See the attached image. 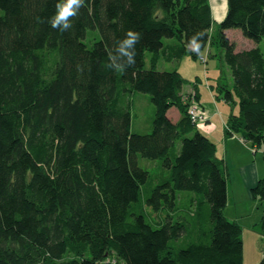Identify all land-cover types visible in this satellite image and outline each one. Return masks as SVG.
<instances>
[{"label": "trees", "instance_id": "16d2710c", "mask_svg": "<svg viewBox=\"0 0 264 264\" xmlns=\"http://www.w3.org/2000/svg\"><path fill=\"white\" fill-rule=\"evenodd\" d=\"M58 2L0 0V264H243L200 119L222 100L225 134L264 148V0H227L219 21L209 0H84L67 31L49 22ZM129 30L136 63L117 72ZM209 56L227 71L215 84ZM188 58L204 80L183 76ZM252 193L264 232V177Z\"/></svg>", "mask_w": 264, "mask_h": 264}, {"label": "crops", "instance_id": "0c3cea01", "mask_svg": "<svg viewBox=\"0 0 264 264\" xmlns=\"http://www.w3.org/2000/svg\"><path fill=\"white\" fill-rule=\"evenodd\" d=\"M209 2L214 19L218 21L221 20L226 13L224 0H209ZM210 106H212L211 102ZM215 106L218 107V104L216 105L214 102V107ZM217 115L218 113L213 112V114L208 116L212 123L206 125L205 122H202L200 125L202 131L216 143L217 156L224 158L227 165L229 163V155L235 158L232 154H234L236 150H241L245 156L249 158L251 156H258V150L262 148H257V151L253 153L250 146L245 144L238 136L226 135L223 128L224 121L219 119ZM174 116L176 119L178 114L174 113ZM245 145L248 146L245 147ZM250 151L253 155H250ZM262 154L264 155V151ZM259 157H262V155ZM253 163L254 164L250 163L240 168L245 171V167L251 168V172L244 175L242 191L238 197H234L233 195L232 197L230 196L228 183L230 182V178H232V174L228 165L230 173L227 181V204L224 212L229 219L236 221L242 228L243 264L246 263V260H248L250 264H255L264 254V232L261 227L262 203L259 196L252 193V188L257 184L259 179L264 177L261 176L264 173V166L262 165L261 172H259L257 162L253 160ZM231 192L233 194L234 190H231ZM252 216L254 217L252 218Z\"/></svg>", "mask_w": 264, "mask_h": 264}, {"label": "rangeland", "instance_id": "374dc122", "mask_svg": "<svg viewBox=\"0 0 264 264\" xmlns=\"http://www.w3.org/2000/svg\"><path fill=\"white\" fill-rule=\"evenodd\" d=\"M0 12H1V10H0ZM233 30H235V31H233ZM231 31L232 32H229V36H230L231 40L235 41L236 45H238V48H244V47H248L251 45V43L249 42L250 40L247 38H244L242 36L241 32L237 31V29H232ZM216 49H217V47H215V46L213 48H211V53H214ZM188 60H189V62L183 61L184 65L183 64L181 65L182 66L181 70H182L183 76L190 80L191 78L194 79L195 74H196V76H198L204 80V71H203L204 65L201 64L197 60L195 61V60H192L190 58H188ZM207 64H208V72H206V74H207L206 79L208 82L210 81V82H212V84H215L218 77L221 78L220 76H222L223 79H225L227 77V71H224L223 68L219 67V64L217 65L216 57L209 56ZM207 64H206V67H207ZM158 68L159 69H170V68H172V65H168V63L160 60L158 63ZM224 82L225 81H223V83ZM199 87H200L201 97L203 100H205V104L210 106V102H211V105H213V103H212L213 98H212L211 92L207 89L205 83L199 84ZM216 91L217 90L215 89V92ZM216 103L218 104L217 110H219L220 114H221V116L219 114L217 116L219 119H221L223 121V119L225 120V118L227 117V115L230 111V106H228L222 100H219V101L216 100ZM217 110H216V113H217ZM200 112L204 113V110L201 109ZM212 112H215V111L212 110ZM144 118L145 117H142L141 119L143 120ZM141 119L134 120V127L135 128L140 123V121H142ZM200 120H201L200 122L202 123L203 118H201ZM247 146L245 145V147H247ZM254 151H256V148H254ZM263 151H264V148L258 150V156H256V157L251 156L250 158L248 156H245V154L241 150H236L234 152V154H232L235 158H232L229 155L228 165L230 167L232 178H230V180H229L230 182L228 184H229V188H230V196L231 197H232V195L234 197H238L240 195V193L242 191V187H243L242 181H243L244 175H247L251 172V168H248V167H245L246 171L244 169H240L242 166L250 164V163L254 164L253 163V160H254V162H257V165L259 166V172H261V167H262V165L264 166V159H263L264 155L262 154ZM250 155H253L251 151H250ZM260 155H262V157H259ZM147 162L150 163L149 160H147L145 158H140L141 166L147 165ZM230 171H229V173H230ZM261 176H264V173ZM231 190L232 191L234 190L233 194H232ZM253 217L254 216H252V218ZM245 264H250V262H248V260H246Z\"/></svg>", "mask_w": 264, "mask_h": 264}, {"label": "clouds", "instance_id": "9594fccd", "mask_svg": "<svg viewBox=\"0 0 264 264\" xmlns=\"http://www.w3.org/2000/svg\"><path fill=\"white\" fill-rule=\"evenodd\" d=\"M84 6V0H61L56 4V12L49 21L52 28L67 31L72 27V20L75 18L80 8ZM224 6L227 7V0H224ZM140 40V33L136 31H127L116 49V55L111 57L109 65L117 72H124L128 67L136 63L135 46ZM194 48H198L197 37L191 41Z\"/></svg>", "mask_w": 264, "mask_h": 264}, {"label": "bare ground", "instance_id": "6f19581e", "mask_svg": "<svg viewBox=\"0 0 264 264\" xmlns=\"http://www.w3.org/2000/svg\"><path fill=\"white\" fill-rule=\"evenodd\" d=\"M250 148L252 149V152L255 153L257 151V148L258 147H255L256 148V151H254V148L250 146Z\"/></svg>", "mask_w": 264, "mask_h": 264}]
</instances>
